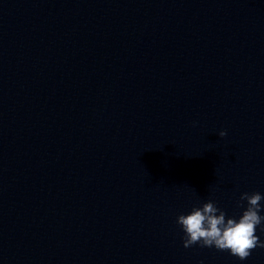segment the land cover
Returning <instances> with one entry per match:
<instances>
[{"label": "water", "instance_id": "1", "mask_svg": "<svg viewBox=\"0 0 264 264\" xmlns=\"http://www.w3.org/2000/svg\"><path fill=\"white\" fill-rule=\"evenodd\" d=\"M254 191L264 0H0V264H264L176 223Z\"/></svg>", "mask_w": 264, "mask_h": 264}, {"label": "clouds", "instance_id": "2", "mask_svg": "<svg viewBox=\"0 0 264 264\" xmlns=\"http://www.w3.org/2000/svg\"><path fill=\"white\" fill-rule=\"evenodd\" d=\"M226 134V130L218 133L220 137ZM261 201H264V193L259 191L241 193L237 201L241 209L238 216L228 215L212 199L193 205L176 218L183 231V246L214 247L245 261L253 249L264 248V239L257 234L258 228L264 233V204Z\"/></svg>", "mask_w": 264, "mask_h": 264}]
</instances>
